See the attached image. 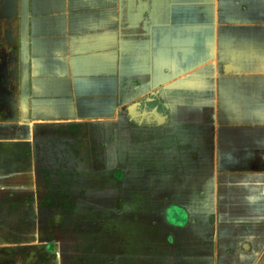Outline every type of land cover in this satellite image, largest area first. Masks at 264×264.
<instances>
[{
    "label": "crops",
    "instance_id": "0c3cea01",
    "mask_svg": "<svg viewBox=\"0 0 264 264\" xmlns=\"http://www.w3.org/2000/svg\"><path fill=\"white\" fill-rule=\"evenodd\" d=\"M46 131L122 180L134 264H264V0H0V191Z\"/></svg>",
    "mask_w": 264,
    "mask_h": 264
},
{
    "label": "rangeland",
    "instance_id": "374dc122",
    "mask_svg": "<svg viewBox=\"0 0 264 264\" xmlns=\"http://www.w3.org/2000/svg\"><path fill=\"white\" fill-rule=\"evenodd\" d=\"M65 134L37 136L49 149L38 155L31 193L0 191V264H134L126 227L138 226L141 214L125 204L120 178L107 167L95 172L88 150L78 169L62 163Z\"/></svg>",
    "mask_w": 264,
    "mask_h": 264
}]
</instances>
